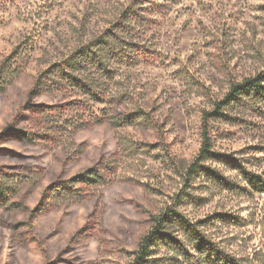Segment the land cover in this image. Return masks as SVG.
<instances>
[{
  "label": "rangeland",
  "instance_id": "374dc122",
  "mask_svg": "<svg viewBox=\"0 0 264 264\" xmlns=\"http://www.w3.org/2000/svg\"><path fill=\"white\" fill-rule=\"evenodd\" d=\"M261 74L264 0H0V264H264Z\"/></svg>",
  "mask_w": 264,
  "mask_h": 264
},
{
  "label": "trees",
  "instance_id": "16d2710c",
  "mask_svg": "<svg viewBox=\"0 0 264 264\" xmlns=\"http://www.w3.org/2000/svg\"><path fill=\"white\" fill-rule=\"evenodd\" d=\"M262 82H264V74H261L257 78L253 79H248L245 82L234 85L229 92V94L226 96V98L217 104V108L214 111H204L203 114V129H202V147L200 150V155L199 158L201 159H208L210 157H216L214 154L211 152V147H212V141L209 133V122L216 118L220 117L222 115L221 110L224 106L231 104L233 101H236L241 95L245 94H254L255 96H261L264 97V86H262ZM82 84V82H81ZM84 86V85H83ZM82 86V87H83ZM86 88V87H84ZM35 95V92L34 94ZM32 99V98H31ZM31 103L28 102V108L30 107ZM32 109V108H31ZM5 134H14L16 136L22 135L25 136V134L19 130H16L14 126H9L4 130V133L0 136V138L5 135ZM12 154H15L12 152ZM219 157V156H217ZM194 171V170H192ZM249 182L255 189H261L264 191V181H262L259 177L251 175L248 178ZM8 197L7 191H5L0 184V198L6 199ZM170 217V214H166L164 216H161L157 219H155V226L151 232L146 235L143 240L141 241L139 252H137V261L136 264H145L147 257L149 256L150 249L155 246L157 243H160V241H164L165 239V233L163 232L164 228V222L166 219ZM180 222L185 224V220L182 219ZM186 227L191 230V226L187 223ZM193 236H196V239L200 241L199 246L196 247V249H203L204 252L209 255V257H219L220 254H217L218 251L215 252L213 248L210 247L209 244H206L203 240V237L201 234L197 232H192ZM222 264H235L233 260H229L225 256L218 258Z\"/></svg>",
  "mask_w": 264,
  "mask_h": 264
}]
</instances>
